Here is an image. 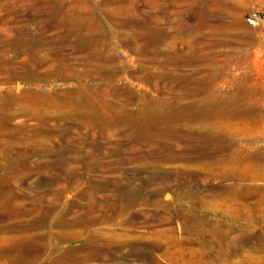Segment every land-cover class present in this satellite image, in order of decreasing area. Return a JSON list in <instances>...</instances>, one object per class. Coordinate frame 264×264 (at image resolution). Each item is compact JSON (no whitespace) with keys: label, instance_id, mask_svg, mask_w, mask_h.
Returning a JSON list of instances; mask_svg holds the SVG:
<instances>
[{"label":"rangeland","instance_id":"obj_1","mask_svg":"<svg viewBox=\"0 0 264 264\" xmlns=\"http://www.w3.org/2000/svg\"><path fill=\"white\" fill-rule=\"evenodd\" d=\"M263 106L264 0H0V264H264Z\"/></svg>","mask_w":264,"mask_h":264},{"label":"bare ground","instance_id":"obj_2","mask_svg":"<svg viewBox=\"0 0 264 264\" xmlns=\"http://www.w3.org/2000/svg\"><path fill=\"white\" fill-rule=\"evenodd\" d=\"M115 14V13H114ZM114 19L116 20V18L114 17ZM119 20V19H118ZM124 21V20H123ZM128 21V20H127ZM117 22V21H116ZM120 22V21H119ZM192 47V46H191ZM193 48V47H192ZM98 54V53H97ZM97 54H94L93 57H96ZM167 56V55H166ZM165 56V57H166ZM177 56V55H176ZM161 57V56H160ZM173 58V57H172ZM177 77V76H176ZM180 77V76H178ZM112 79V78H111ZM250 82V81H249ZM248 82V83H249ZM110 83V82H109ZM112 85V84H111ZM249 85V84H248ZM116 86V85H115ZM246 86V85H245ZM253 86V85H252ZM263 87V86H262ZM117 89V88H116ZM251 90V89H250ZM245 94H246V90ZM109 92V91H108ZM248 92V91H247ZM114 93V92H113ZM133 93V91L131 92ZM263 93V92H262ZM220 97V96H219ZM256 98V97H255ZM257 99V98H256ZM259 99V98H258ZM57 100V99H56ZM166 100V99H165ZM49 101V100H48ZM262 101V100H261ZM260 101V103H261ZM73 102V101H72ZM81 102V101H80ZM85 102V101H84ZM94 102V101H92ZM70 104V102H68ZM96 103V102H95ZM259 103V104H260ZM84 104V103H82ZM101 104V103H100ZM240 104V103H239ZM238 104V105H239ZM86 105V104H85ZM84 105V106H85ZM237 105V106H238ZM241 105V104H240ZM81 106V105H80ZM92 106V105H90ZM234 106V105H233ZM232 106V107H233ZM83 107V105H82ZM105 107V106H104ZM117 107V106H116ZM139 107V106H138ZM264 107V106H263ZM92 108V107H91ZM115 108V106H114ZM113 108V109H114ZM236 108V106H235ZM245 108V107H244ZM258 108V106H257ZM85 109V108H84ZM96 109V108H95ZM247 109V108H246ZM92 110V109H91ZM94 110V107H93ZM92 110V111H93ZM240 110V109H239ZM239 110H221V109H204V108H186V107H180V111L179 112H172L171 111V117L172 118H179L178 120H185L187 126L189 127H194L195 130L194 131H190L187 132L188 136L194 137V138H200L203 135H208V134H212L214 132H218V124L217 123H213L210 124V126H208V121H211L213 119H218L219 121L218 123H220L222 125V123L224 125H227L229 122L227 120L231 119V118H235L237 116H241L244 113L247 114H251L252 111H239ZM106 111V110H105ZM104 111V112H105ZM129 111V110H128ZM178 111V110H177ZM109 113V112H108ZM111 113V111H110ZM119 113V112H118ZM165 110L162 107H153L151 105H144L143 107H141L138 111V116H142V121H143V125L145 127H152L156 122L166 119L168 118L167 114H165ZM99 114V112H98ZM262 115V114H261ZM100 116V115H99ZM111 116H114L115 118H129L130 116H132L129 112L126 115H115V114H111ZM242 118V117H241ZM240 118V119H241ZM238 119V118H237ZM168 120H171L170 118H168ZM236 120V119H235ZM246 120V118H245ZM240 121V120H239ZM25 124V123H24ZM205 128H209V130L207 131H203V129ZM246 129V128H245ZM256 129V128H255ZM264 130V129H263ZM254 132V131H253ZM260 132V131H259ZM240 135V134H239ZM263 135V134H262ZM243 137H240V139H242ZM245 138V137H244ZM243 138V139H244ZM250 138V137H249ZM256 138V137H254ZM239 139V138H238ZM242 139V140H243ZM247 139V138H246ZM252 139V138H251ZM254 141V140H253ZM170 142V141H169ZM245 142V141H244ZM240 144V143H239ZM243 144V143H242ZM243 147V146H242ZM180 156H182V154H180ZM215 156L214 153H205L203 151H196V150H191L189 152L188 155L184 156L185 160L188 161H194V160H202V162H204L205 158H209V157H213ZM172 157V156H170ZM174 159L178 158L176 156H173ZM240 159L239 157H235ZM256 162V161H255ZM258 162H260L258 160ZM251 163V162H250ZM249 163V164H250ZM253 163V161H252ZM231 164V163H230ZM248 164V165H249ZM206 165V164H205ZM214 165V164H213ZM237 165V164H235ZM212 166V165H211ZM216 166V165H215ZM232 166V165H231ZM214 167V166H213ZM238 167V166H237ZM247 167V166H246ZM262 167V165H261ZM235 169H237L236 167H234ZM216 169V168H215ZM214 168L209 171L208 173H214L216 174V170ZM239 169V168H238ZM250 169V167H249ZM224 170V168H223ZM234 170V169H233ZM228 171V170H227ZM248 172V171H247ZM119 215V214H118ZM106 218V217H105Z\"/></svg>","mask_w":264,"mask_h":264},{"label":"built area","instance_id":"obj_3","mask_svg":"<svg viewBox=\"0 0 264 264\" xmlns=\"http://www.w3.org/2000/svg\"><path fill=\"white\" fill-rule=\"evenodd\" d=\"M257 17H259L257 11H253V12L250 14V18H251V20H255Z\"/></svg>","mask_w":264,"mask_h":264}]
</instances>
